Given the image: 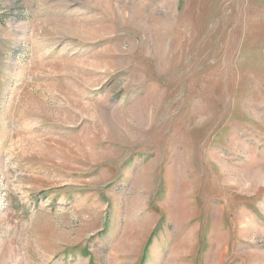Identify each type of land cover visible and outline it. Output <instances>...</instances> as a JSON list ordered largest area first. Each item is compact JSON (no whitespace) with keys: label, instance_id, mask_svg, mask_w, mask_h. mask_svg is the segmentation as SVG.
Segmentation results:
<instances>
[{"label":"rangeland","instance_id":"rangeland-1","mask_svg":"<svg viewBox=\"0 0 264 264\" xmlns=\"http://www.w3.org/2000/svg\"><path fill=\"white\" fill-rule=\"evenodd\" d=\"M0 264H264V0H0Z\"/></svg>","mask_w":264,"mask_h":264}]
</instances>
